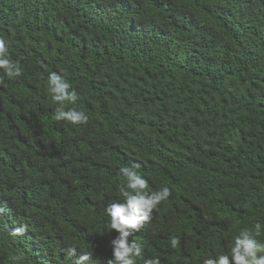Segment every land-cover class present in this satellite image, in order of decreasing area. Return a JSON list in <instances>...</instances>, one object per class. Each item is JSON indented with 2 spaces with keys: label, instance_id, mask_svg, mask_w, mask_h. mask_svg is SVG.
I'll use <instances>...</instances> for the list:
<instances>
[{
  "label": "trees",
  "instance_id": "1",
  "mask_svg": "<svg viewBox=\"0 0 264 264\" xmlns=\"http://www.w3.org/2000/svg\"><path fill=\"white\" fill-rule=\"evenodd\" d=\"M0 38L22 69L0 70V264H107L124 166L170 190L136 264H203L264 226V0H0ZM51 72L86 124L55 119Z\"/></svg>",
  "mask_w": 264,
  "mask_h": 264
},
{
  "label": "clouds",
  "instance_id": "2",
  "mask_svg": "<svg viewBox=\"0 0 264 264\" xmlns=\"http://www.w3.org/2000/svg\"><path fill=\"white\" fill-rule=\"evenodd\" d=\"M0 70L8 79H16L22 75V69L18 62L11 59L7 41L0 38ZM71 84L59 73L51 72L47 80V92L52 100L58 105L55 119L66 121L72 125L86 124L88 116L75 108L66 110V103H75L77 94L70 90ZM138 167V166H137ZM124 177V186L120 188L123 201L110 202L104 212L109 217L108 232L113 230L115 238L110 241L112 256L107 264H136V258L141 255L139 246L129 237L135 231L143 228L146 221L151 218V213L157 205L167 200L170 190L162 187L159 190H149L148 180L145 179L135 168L124 166L120 168ZM24 226L16 228L15 234H22ZM264 226L256 223L253 228H243L234 237V242L227 252L216 253L203 259V264H264V241L257 239ZM179 239L171 238V246L176 248ZM72 264H93L92 254L84 253L77 256V250L70 248L67 252ZM13 261L20 259L13 256ZM144 264H160L159 258H150Z\"/></svg>",
  "mask_w": 264,
  "mask_h": 264
}]
</instances>
